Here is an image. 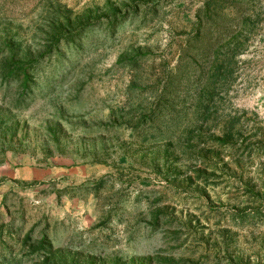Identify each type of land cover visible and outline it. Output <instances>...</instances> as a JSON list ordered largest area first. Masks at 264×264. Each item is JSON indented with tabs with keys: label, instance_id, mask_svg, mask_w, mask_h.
<instances>
[{
	"label": "rangeland",
	"instance_id": "1",
	"mask_svg": "<svg viewBox=\"0 0 264 264\" xmlns=\"http://www.w3.org/2000/svg\"><path fill=\"white\" fill-rule=\"evenodd\" d=\"M0 264H264V0H0Z\"/></svg>",
	"mask_w": 264,
	"mask_h": 264
}]
</instances>
